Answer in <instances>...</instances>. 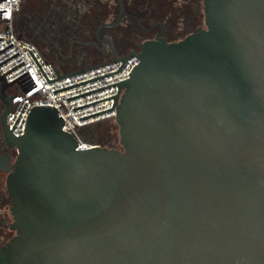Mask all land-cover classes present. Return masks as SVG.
I'll return each mask as SVG.
<instances>
[{
	"label": "water",
	"instance_id": "water-1",
	"mask_svg": "<svg viewBox=\"0 0 264 264\" xmlns=\"http://www.w3.org/2000/svg\"><path fill=\"white\" fill-rule=\"evenodd\" d=\"M203 7L205 26L177 41L62 75L52 65V80L28 48L49 82L139 57L128 79L67 98L118 84L74 110L117 98L122 149L81 148L54 105L34 107L15 135L27 102L10 130L7 89L37 84L29 71L7 81L24 61L0 74V122L18 150L0 156L15 231L0 264H264V0Z\"/></svg>",
	"mask_w": 264,
	"mask_h": 264
},
{
	"label": "built area",
	"instance_id": "built-area-1",
	"mask_svg": "<svg viewBox=\"0 0 264 264\" xmlns=\"http://www.w3.org/2000/svg\"><path fill=\"white\" fill-rule=\"evenodd\" d=\"M22 7L23 0H1L0 2V10L6 9L5 11H2V17H0V38L4 37L0 40V50L13 43V45L0 52V62L19 52V54L15 55L11 59L0 65V74H3L4 72L24 61L23 64L19 65L6 74L7 81L10 82L20 75L24 74L25 72L29 71L37 85L27 91H24L19 82L16 81L7 89L8 95L11 96L17 94V96L13 98L14 108L6 117L7 124L10 130H12L27 102L13 130L14 134L20 137L25 134L27 119L30 111L34 107L54 105L64 121L63 129L72 132L77 138L80 139L81 148H88L92 144L83 141L80 138L78 131L81 128L94 125L95 123H98L100 121L115 118L118 99L116 98L115 101V98L113 97L75 110L74 108L109 96L116 95L119 89V85L116 84L70 100H67V98L128 79L134 68L139 64L140 59L138 56H135L139 53V50H134L136 52L135 55L129 57L124 66V61L120 60L63 79L49 82L43 71L37 64L36 60L30 53L29 49H31L50 80L59 78L52 65L55 66V68L61 75L68 72H63L54 63L48 61L36 44L17 35L15 30V18L17 14L22 10ZM113 58L114 57L101 63L114 60ZM118 71H120L118 74H114L105 78H101L54 93V91H58ZM112 106L113 108H111ZM99 111L102 112L86 117L84 119H80V117ZM15 151L17 154V148H15Z\"/></svg>",
	"mask_w": 264,
	"mask_h": 264
},
{
	"label": "trees",
	"instance_id": "trees-1",
	"mask_svg": "<svg viewBox=\"0 0 264 264\" xmlns=\"http://www.w3.org/2000/svg\"><path fill=\"white\" fill-rule=\"evenodd\" d=\"M33 0H23L22 10L15 18V30L19 37L27 39L37 45L44 57L54 63L57 67V60L67 57L70 53V40L76 35L81 37L82 33H86L85 37L93 35L95 29L100 24L103 17H110L113 14V4L103 2L104 0H51L50 4L38 10H34ZM128 6L136 8L139 14L154 12L157 16L175 18V21L181 22L182 19L189 15V10L192 14L196 9L201 8L203 0H126ZM75 3H83L88 7L85 14L75 11ZM74 8V9H73ZM189 9V10H188ZM199 14L195 15L196 25ZM183 34V32H181ZM187 35L188 32H185ZM179 35V34H178ZM181 35V34H180ZM85 37L83 39H85ZM179 39V38H178ZM177 39V40H178ZM90 47L74 46L73 50L77 53V58L73 59V63L90 58L93 54V49ZM131 48H129L130 50ZM140 48L138 47L137 50ZM140 51V50H139ZM112 57L108 58L111 59ZM105 59V60H108ZM68 61V60H67ZM104 61V60H103ZM103 61L81 66H70L67 69L60 68L63 72H70L78 68L87 67L101 63ZM70 63V62H69ZM115 118L106 119L95 123L94 125L81 128L78 131L79 136L88 128H93L98 125H103ZM81 138V137H80ZM108 140V139H107ZM104 145L111 148L122 149L121 143L118 145H109L107 141H103ZM116 146V147H115Z\"/></svg>",
	"mask_w": 264,
	"mask_h": 264
},
{
	"label": "flooded vegetation",
	"instance_id": "flooded-vegetation-1",
	"mask_svg": "<svg viewBox=\"0 0 264 264\" xmlns=\"http://www.w3.org/2000/svg\"><path fill=\"white\" fill-rule=\"evenodd\" d=\"M104 1L109 5L113 4V0ZM114 1L113 14L110 17H103L93 35L85 37L86 33H82L81 37H85V39H81L78 37L79 35H76L70 40V53L68 55L70 61L77 58V53L73 50V47L77 45L93 48V53H106L111 57L115 55L123 56L132 50H137L138 47L141 49L143 42L146 40L164 37L168 41H177L178 38L181 39V32H188L189 34L200 26H205L196 25L195 15L200 13L199 9L194 14L188 9L189 15H185L182 22H179V20L175 21V18L158 17L152 11L145 13V15L139 14L136 8L128 6L126 0H121L122 3L119 0ZM82 4L75 3V11L85 14L88 7ZM129 48L131 49L129 50ZM0 101L4 105L3 101ZM2 112L3 109L0 112V117ZM4 155H11L14 158L16 151L6 142L0 122V156ZM0 172L3 171L0 170ZM9 201L10 198L7 195L6 188L0 187V246L7 243L15 235V231L10 229L11 221L9 220V209L6 205Z\"/></svg>",
	"mask_w": 264,
	"mask_h": 264
},
{
	"label": "rangeland",
	"instance_id": "rangeland-1",
	"mask_svg": "<svg viewBox=\"0 0 264 264\" xmlns=\"http://www.w3.org/2000/svg\"><path fill=\"white\" fill-rule=\"evenodd\" d=\"M32 2H33L32 4L35 5L34 10L38 12V10L41 9L44 6V4H50L51 0H33ZM103 2H106V1H103ZM112 2L113 4L115 3L114 0ZM179 2L183 3L181 0ZM200 6H201V8L199 9L200 19L198 20V22L200 23V25H205V13H204L203 1H201ZM194 10L196 11L197 9L194 7ZM180 26L182 27V25ZM185 35H186L185 32H183V34H181V38H183ZM92 49L93 48H91L90 50ZM110 57L111 56L106 55V53L100 54L98 52H95L92 54L90 58H86L84 59V61L81 60L78 63H73V61H70V59H66L67 57L58 59L56 63L57 65H59L60 68L67 69L68 67L70 68V66H76V65L81 66V65L92 64V63L103 61V60L105 61V59H108ZM4 107H5V104L3 105L2 102L0 101V112L2 111V109H4ZM80 137L83 141L89 142L91 144L98 143V144L104 145L103 141H107L109 145H118V143H120L119 125L116 122V120L114 121L111 120V121H108L107 123H104L103 125H98L93 128H88L86 131H84V133L80 135ZM6 176H7L6 172L4 173L0 172V187L1 188H6ZM6 205H7V208L9 209V220L12 221V215L10 211L11 200L7 202Z\"/></svg>",
	"mask_w": 264,
	"mask_h": 264
}]
</instances>
